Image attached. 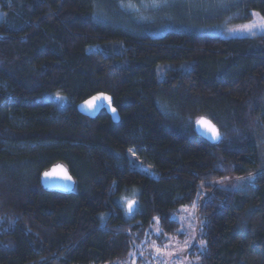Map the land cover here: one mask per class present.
Instances as JSON below:
<instances>
[{
  "label": "trees",
  "instance_id": "16d2710c",
  "mask_svg": "<svg viewBox=\"0 0 264 264\" xmlns=\"http://www.w3.org/2000/svg\"><path fill=\"white\" fill-rule=\"evenodd\" d=\"M129 1L0 0V264L111 262L155 220L175 234L173 214L198 196L197 264H264V35L204 25L264 16V0H228L212 19L159 33L111 20ZM99 92L118 122L78 111ZM201 116L219 142L195 132ZM58 162L71 192L41 184Z\"/></svg>",
  "mask_w": 264,
  "mask_h": 264
},
{
  "label": "rangeland",
  "instance_id": "374dc122",
  "mask_svg": "<svg viewBox=\"0 0 264 264\" xmlns=\"http://www.w3.org/2000/svg\"><path fill=\"white\" fill-rule=\"evenodd\" d=\"M228 0H139L129 1L122 4L120 11H114L111 19L116 25L123 27H138V23L144 22L149 27H164L154 33L178 28H189L188 26L199 25L204 17L212 19L227 7ZM237 17L238 13L224 17L221 21H209L205 27L210 34L220 37H252L264 35V16L256 10L248 20L238 21L232 18ZM218 19V18H217ZM187 28H186V26ZM192 29V28H190ZM110 47H117L115 42L109 44ZM98 47V46H95ZM105 47H102L104 49ZM174 67L182 68L179 63ZM172 67L170 64L160 66V72L165 68ZM173 68V67H172ZM162 75V74H161ZM132 167L148 170L142 160L132 155L130 158ZM197 199L184 207H181L173 214V218L178 222L175 234L166 236L160 232V225L157 220L153 221L152 226L144 230L138 236H133V243L130 251L124 257L117 258L104 264H197V255L204 249L205 238L201 228V217L198 212ZM136 195L131 194L124 197L121 202L124 209L131 200H135Z\"/></svg>",
  "mask_w": 264,
  "mask_h": 264
},
{
  "label": "water",
  "instance_id": "95a60500",
  "mask_svg": "<svg viewBox=\"0 0 264 264\" xmlns=\"http://www.w3.org/2000/svg\"><path fill=\"white\" fill-rule=\"evenodd\" d=\"M101 94L111 98L110 106L108 101L100 100L96 102L95 107H87L86 101H90L93 97L99 96ZM77 109L80 113L90 118H95L102 110H105L111 116L113 121L118 122L120 120L119 112L113 104V98L108 93L99 92L90 96L84 101L78 103ZM112 109H115V112H113ZM202 118L210 122V124L215 127L216 131L218 132V136L213 134V132L209 130L207 125L198 123V121H201ZM194 130L198 135L212 143H217L221 139V132L219 127L210 118L206 116H201L195 120ZM68 177H71V179H68ZM41 184L47 190L68 193L75 189L76 179L70 173L68 166L64 162H58L43 171L41 175ZM135 207L136 200H131L127 204L128 213H132L135 210Z\"/></svg>",
  "mask_w": 264,
  "mask_h": 264
},
{
  "label": "snow or ice",
  "instance_id": "6c2138e0",
  "mask_svg": "<svg viewBox=\"0 0 264 264\" xmlns=\"http://www.w3.org/2000/svg\"><path fill=\"white\" fill-rule=\"evenodd\" d=\"M262 19H264V18H262ZM262 27H264V26H262ZM100 100L108 101L109 102V106H110L111 98L110 97H107V96H104L102 94L99 95V96L93 97L90 101H86V105L89 108H93V107L96 106V102L97 101H100ZM112 111L115 112V109H112ZM198 123L207 125V127L209 128V130H211L213 132V134H215V135L218 136V132L216 131L215 127L210 124V122H208V121H206V120H204L202 118L201 121H198ZM45 175H47V174H45ZM68 179H71V177H68Z\"/></svg>",
  "mask_w": 264,
  "mask_h": 264
}]
</instances>
